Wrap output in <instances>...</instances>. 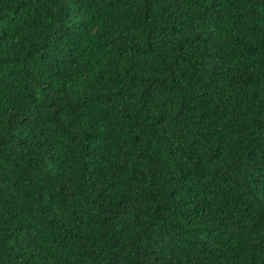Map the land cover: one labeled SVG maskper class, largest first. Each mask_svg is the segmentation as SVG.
I'll use <instances>...</instances> for the list:
<instances>
[{"label": "trees", "instance_id": "obj_1", "mask_svg": "<svg viewBox=\"0 0 264 264\" xmlns=\"http://www.w3.org/2000/svg\"><path fill=\"white\" fill-rule=\"evenodd\" d=\"M0 264H264V0H0Z\"/></svg>", "mask_w": 264, "mask_h": 264}]
</instances>
